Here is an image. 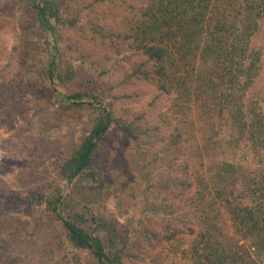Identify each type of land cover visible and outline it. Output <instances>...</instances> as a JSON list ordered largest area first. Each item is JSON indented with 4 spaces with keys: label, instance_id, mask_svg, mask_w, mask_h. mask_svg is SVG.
<instances>
[{
    "label": "rangeland",
    "instance_id": "obj_1",
    "mask_svg": "<svg viewBox=\"0 0 264 264\" xmlns=\"http://www.w3.org/2000/svg\"><path fill=\"white\" fill-rule=\"evenodd\" d=\"M66 1L68 19L77 21L59 31L64 73L66 68H75L78 77L93 78L94 86L103 91L104 100L112 104L116 114L135 120L133 133L137 136L113 127L97 154L100 181L83 178L73 182L67 189L71 205L75 209L92 206L89 212L107 222L99 233L122 249L123 264H168L174 258L164 243V233L168 225L193 224L191 206L179 212L173 209L172 215L156 213L153 204H173L176 209L168 184L171 178L183 174L187 164L193 166L194 151L198 150L202 160L196 163L207 175L222 212L217 221L221 240L227 244L239 241L253 250L251 240L237 232V224L225 207L234 176L241 180L242 174L256 166L227 147L232 132L229 120L201 118V109L195 102L192 119L196 138L193 140V132L188 137L186 130L187 139L172 141L171 128L162 118L156 119L154 109L148 105L155 88L135 73L140 57L129 50L117 53L110 43L114 38L111 31L106 38L98 36L95 15L110 6L99 2L91 6L92 0ZM29 2L0 0V120L5 117L13 122L0 121V264L6 253L20 256L19 264H76L79 259L90 264L87 252L71 243L56 217L42 210L32 217L24 198L23 191L30 192L34 185L44 189L62 183L56 174L59 156L80 143L96 116L90 107L63 105L60 94L55 97L47 86L35 84L57 51L46 48ZM111 10L116 27L125 15L119 7ZM252 47L260 50L262 65L248 96L264 108V26L255 34ZM16 73L24 85L15 100L8 96L5 82ZM73 85V79L66 83L68 89ZM126 94L131 96L127 98ZM148 108L150 114L137 121L136 116ZM127 109L132 114H126ZM156 124L161 128L155 134L149 129ZM224 173L227 179L223 180Z\"/></svg>",
    "mask_w": 264,
    "mask_h": 264
},
{
    "label": "trees",
    "instance_id": "obj_2",
    "mask_svg": "<svg viewBox=\"0 0 264 264\" xmlns=\"http://www.w3.org/2000/svg\"><path fill=\"white\" fill-rule=\"evenodd\" d=\"M125 1L90 2L91 6L97 2L110 6L95 15L96 31L101 38L108 37L107 32L111 31L114 38L110 43L117 53L129 50L140 57L134 66L135 73L155 88L148 105L150 110L154 109V117L162 118L171 128V140L176 143L187 139L186 130L188 137L193 134V140L196 138L192 112L194 103L198 102L201 118L226 117L229 120L232 132L227 147L244 161L256 165L242 174L241 180L237 181L238 175L234 176L225 199L226 210L237 224V232L251 240V250L239 241L227 244L221 240L217 221L222 212L207 175L196 163L202 160V155L194 151L193 166L187 164L183 174L171 178L168 184L177 203L176 209L173 204L165 203L160 207L153 204L158 214H172L173 209L179 212L191 206L189 215L193 224L168 225V232L164 233V243L174 258L168 264H264V108L248 96L262 65L261 52L252 47V41L264 26V0ZM66 4V0L29 2L28 8L35 13L46 48L54 47L57 51L35 84L47 86L55 97L60 94L63 105L75 109L90 107L96 116L80 143L73 144L72 150L59 156L56 174L62 183L44 189L42 185H34L30 192L23 191L24 198L32 217L41 210L54 215L71 243L87 252L90 264H123L122 249L99 233L107 227V222L89 212L92 206L75 209L67 189L83 178L99 180L97 154L102 143L107 141L113 127L137 137L133 133L135 120L118 116L112 104L104 100L103 91L94 86L93 78L78 77L75 68H66L64 73L59 31L77 21L68 19ZM117 7L125 19L115 27L112 23L115 13L111 8ZM20 78L16 73L5 82L8 96L15 100L24 85ZM70 79L74 85L68 89L66 83ZM5 110L11 114L8 108ZM150 110L135 119L144 118ZM126 114L132 111L127 109ZM0 121L13 123L5 117ZM160 128L156 124L149 130L156 134ZM221 177L227 179L225 173ZM20 258L6 253L1 264H19ZM84 262L79 259L75 263Z\"/></svg>",
    "mask_w": 264,
    "mask_h": 264
}]
</instances>
